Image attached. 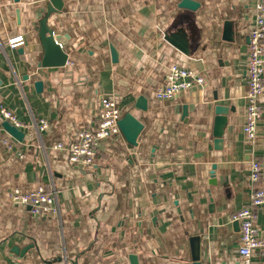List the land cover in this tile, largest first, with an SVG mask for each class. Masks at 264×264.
<instances>
[{
	"label": "crops",
	"instance_id": "1",
	"mask_svg": "<svg viewBox=\"0 0 264 264\" xmlns=\"http://www.w3.org/2000/svg\"><path fill=\"white\" fill-rule=\"evenodd\" d=\"M62 1L47 26L68 36V64L40 67L50 0H0V107L33 125L20 138L0 115V264H238L233 216L251 203L254 161L264 184V113L253 141L243 132L248 39L264 0ZM18 36L24 45L11 47ZM173 64L206 82L157 99ZM102 97L117 100L127 134L104 140L93 165H73L53 146L93 126ZM41 185L56 186L58 217L10 203L14 187ZM255 210L264 238V205ZM252 261L264 264V246Z\"/></svg>",
	"mask_w": 264,
	"mask_h": 264
},
{
	"label": "built area",
	"instance_id": "2",
	"mask_svg": "<svg viewBox=\"0 0 264 264\" xmlns=\"http://www.w3.org/2000/svg\"><path fill=\"white\" fill-rule=\"evenodd\" d=\"M23 36L9 40V45L17 48L24 45ZM206 77L196 73L193 69L173 64L166 73V83L159 87L155 96L161 100H174L183 91L196 86H202ZM246 111L243 132L247 140L253 141L257 136L258 124L262 119L264 107L261 97L264 94V3L257 4V15L252 25L248 39V54L246 67ZM0 115L5 121L18 129H31L33 125L20 120L10 108L1 106ZM123 117L122 109L114 97H102L99 100L96 123L91 127L78 130L68 143H56L53 148L66 150L68 161L73 165H93L99 151L100 144L115 134L121 132L119 121ZM38 130H46L49 123L40 119L35 124ZM8 143V141H6ZM21 158L25 154L19 152ZM263 166L259 161L252 162L250 178L254 185L251 203L239 209L233 219L239 223V262L238 264H253L252 258L256 250L264 246V238L259 236L256 226V208L264 205V184H258L262 179ZM58 190L56 186H39L35 190H23L14 187L8 193L11 204L23 208L30 207V212L38 217H58L60 208L57 202Z\"/></svg>",
	"mask_w": 264,
	"mask_h": 264
},
{
	"label": "water",
	"instance_id": "3",
	"mask_svg": "<svg viewBox=\"0 0 264 264\" xmlns=\"http://www.w3.org/2000/svg\"><path fill=\"white\" fill-rule=\"evenodd\" d=\"M186 4V1L183 2ZM63 1L62 0H50L49 9L47 11V16H45L40 21V36L42 39V45L44 50L43 59L40 62V67H62L67 66L68 64V54L64 51L63 47L66 46L68 36L63 34L55 33L54 29H50L47 26V21L49 15H51L54 11L62 10L63 8ZM224 117H219L216 121L218 125H224L225 121L223 119ZM124 118L122 117L119 121V126L122 132H126V129L123 124ZM5 128L13 133L14 135H17L18 137L22 138L24 137V133L10 124L8 121L4 122ZM217 133L219 134V131L217 130ZM130 138V137H129ZM131 142H134L133 139H131ZM214 171H212V178H214ZM214 180V179H213ZM30 209V207H28ZM236 224L239 226V223L235 221ZM190 245L192 248V257L194 261L200 260V237L195 235L190 238ZM32 245H28L23 251L22 254L24 255L29 248H31ZM131 260L133 264H136V257L135 255H131Z\"/></svg>",
	"mask_w": 264,
	"mask_h": 264
}]
</instances>
